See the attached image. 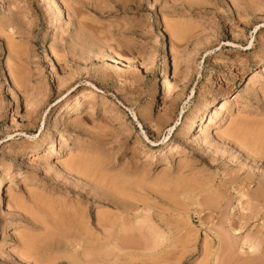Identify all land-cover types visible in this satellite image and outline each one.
Masks as SVG:
<instances>
[{"label": "rangeland", "instance_id": "1", "mask_svg": "<svg viewBox=\"0 0 264 264\" xmlns=\"http://www.w3.org/2000/svg\"><path fill=\"white\" fill-rule=\"evenodd\" d=\"M263 69L264 0H0V264H264Z\"/></svg>", "mask_w": 264, "mask_h": 264}, {"label": "bare ground", "instance_id": "2", "mask_svg": "<svg viewBox=\"0 0 264 264\" xmlns=\"http://www.w3.org/2000/svg\"><path fill=\"white\" fill-rule=\"evenodd\" d=\"M260 72H264V69L263 70H261ZM237 97L235 96V99H236ZM230 98H228V99H225L224 100V102H221L220 104H218L216 107H215V111H214V115L215 114H217V116L222 112V111H224L225 109H227L228 108V106L230 105H228V102H230V100H229ZM218 107V108H217ZM4 203V198H3V195L1 194V190H0V205L2 206V204ZM43 244V243H42ZM41 244V245H42ZM38 245V244H37ZM30 247H31V245H30ZM32 247H34V246H32ZM31 247V248H32ZM35 248V247H34ZM40 248V247H39ZM41 248H42V246H41ZM40 248V249H41ZM36 251V249H34V252ZM41 254V253H40ZM57 258H59V257H57ZM59 260V259H58ZM85 260V259H84ZM83 259L82 260H79V261H77V262H83L84 261ZM70 262V261H69ZM77 262H75V260H74V262H72V263H70V264H74V263H77ZM49 262H47V264H48ZM51 263H53V262H51Z\"/></svg>", "mask_w": 264, "mask_h": 264}]
</instances>
